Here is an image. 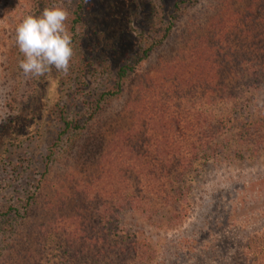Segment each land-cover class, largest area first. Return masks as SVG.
<instances>
[{
    "label": "rangeland",
    "instance_id": "rangeland-1",
    "mask_svg": "<svg viewBox=\"0 0 264 264\" xmlns=\"http://www.w3.org/2000/svg\"><path fill=\"white\" fill-rule=\"evenodd\" d=\"M248 2L0 0V264H249L246 245L264 236V80L185 85L226 39L246 45ZM53 5L70 12V70L26 77L15 29ZM152 38L162 43L118 91L117 71ZM163 100L182 151L165 166L154 144L167 117ZM131 126L137 151L145 141L152 206L113 205L103 230L96 192L107 188V172L131 162ZM189 139L195 148L184 146ZM84 231L105 242L75 239Z\"/></svg>",
    "mask_w": 264,
    "mask_h": 264
},
{
    "label": "trees",
    "instance_id": "trees-1",
    "mask_svg": "<svg viewBox=\"0 0 264 264\" xmlns=\"http://www.w3.org/2000/svg\"><path fill=\"white\" fill-rule=\"evenodd\" d=\"M241 24L243 25V33L247 34V36H245L248 41L246 45L240 46L239 47L240 50H238L235 49V47L232 46L231 44L229 45L228 40L226 39L227 48L218 49L219 53L216 54V59L217 57H219L220 63L218 62L216 63V59L215 62L213 61L210 63V59H209L210 56H209L206 60L207 61L206 65L201 67V69L200 68L196 69L198 75L193 74L194 75L193 78H190L187 81V84H185L186 86L190 87L191 84H194L192 85V87L202 88L207 84H215L216 83L215 81H219V79H221V82L225 80L232 81V79H240V81L242 83H245L246 85H250L248 80L257 81L259 78H262V80H264V58L261 59L260 56V53L264 52V43L261 40V38H263L264 40V0H249L248 5L244 8ZM257 25H260L259 31L256 30ZM170 29H171L170 26L164 29L165 33L163 37L167 36ZM255 31L257 32L255 33ZM261 33L263 34L261 35ZM161 43L162 40L155 41L154 38H152V40L150 41L147 40L144 43V46L140 47L139 53L135 57H133L134 59L132 61V64L122 66L117 71L116 88L118 91L121 89V82L126 77V75L129 72H133L135 66L141 63L142 61L146 60L149 57L150 53L153 51V49L157 45H160ZM217 45L220 44L218 43ZM215 67L216 69H214ZM239 68L242 73L238 72ZM202 70L203 71L207 70L208 72L207 74L211 73V76L204 75ZM235 70L238 71L236 74H233ZM225 72L227 73V75ZM182 85H183V80L178 82L177 88L180 89ZM205 91L206 88H204V92ZM163 102L165 106L163 105L162 115L165 114L166 116L167 113V117H165L164 119L165 121H163L164 128L161 127L162 130V135H160L161 141L160 142L155 141L154 144L158 143L155 146L158 162H161L162 165L165 166L166 161H168L169 159H175L177 154L181 153L182 151L180 150L181 143L178 142V139H175L174 136L172 138V132L174 130H177L176 129L177 128L176 125L178 124V121H176L177 117L172 115V113L169 110V107L166 105V101L163 100ZM183 114L187 116L186 113ZM183 122L187 123L185 127L191 126V124H189L190 121H183ZM63 124L65 128L72 127L69 121H64ZM128 130L129 132H131V162L130 163L128 162L125 166V169L123 170L117 169L113 173L107 172L106 179H108L109 181L107 188L106 189L103 188L102 191L96 192V193L101 192L103 194V195L98 194V197H100V201H102L101 208L103 209H97V213H98L97 219L102 229L105 224L103 221L104 217L105 215H107L110 209L113 208V205L116 206V208L122 209L125 205L128 204L129 206H131V208L143 212L150 209L152 206V204L147 199V193H146L148 188V176L149 174L152 173L149 172L148 170L149 164L146 161L147 155L144 154L145 141L142 143V147H140V150L137 151L138 146L134 144L132 140V135H134L133 127L131 126V129L129 128ZM181 131H182V127L179 128V133ZM193 144L196 145V142L186 143L184 144V146L186 147L190 146V149L195 148V146H191ZM161 147H163L164 149H161ZM140 152H142V154ZM120 163L124 164L123 161ZM127 172L130 173L129 178L131 179V186H129L128 189H125L124 174ZM157 177L160 176L157 175ZM90 179L92 183L94 179L93 178ZM98 180L99 177L95 179V181ZM126 192H128L129 195H126L125 194ZM88 193L90 194V190L88 191ZM88 193H86L85 196L89 195ZM129 196L131 198V202L123 203L126 200V198L123 197L128 198ZM108 197L109 200H107ZM114 197H115V201L118 200V202L113 201L114 203H112V198ZM100 211H103L104 214L102 215ZM103 235H104L103 233H100L101 238L98 237L97 235L95 237L92 234H90L88 231L87 232L84 231L83 233L80 232L79 235H75V239H78V241H80L83 244H85L87 241L93 242L95 239L105 242V240L103 239ZM245 255L247 259H249V264H264V236L254 237L250 239L249 243L246 245Z\"/></svg>",
    "mask_w": 264,
    "mask_h": 264
},
{
    "label": "clouds",
    "instance_id": "clouds-1",
    "mask_svg": "<svg viewBox=\"0 0 264 264\" xmlns=\"http://www.w3.org/2000/svg\"><path fill=\"white\" fill-rule=\"evenodd\" d=\"M87 3V0H85ZM67 7H45L39 15H27L15 29V45L23 55L18 67L29 78L45 77L53 69L67 75L74 56L73 35Z\"/></svg>",
    "mask_w": 264,
    "mask_h": 264
}]
</instances>
